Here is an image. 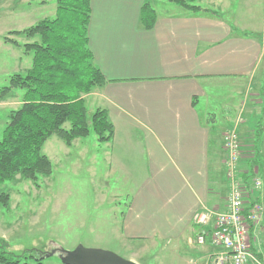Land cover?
Segmentation results:
<instances>
[{"label": "crops", "instance_id": "0c3cea01", "mask_svg": "<svg viewBox=\"0 0 264 264\" xmlns=\"http://www.w3.org/2000/svg\"><path fill=\"white\" fill-rule=\"evenodd\" d=\"M145 1L155 11L149 29L139 21ZM258 1L196 0L201 10L191 11L168 0H90L89 48L107 81L85 95V105L89 113L106 109L114 134L109 142L83 137L64 143V155L74 153L79 164L89 153L90 171L104 172L111 202L124 201L123 209L114 208L115 245L131 251L162 243L186 264H211L220 250L209 241L194 245L193 215L203 207L224 209L229 189L223 135L237 125L242 109L247 118L264 114V0ZM256 4L262 6L259 16L251 11ZM226 85L236 86L239 99L221 103L225 118L216 126L209 102ZM263 128L264 115L259 162ZM259 162L263 188L257 200L264 205ZM240 166L247 168L246 162ZM262 225L264 214L252 232L264 234ZM187 248L191 256L185 259L180 252ZM256 251L264 258L261 247ZM253 262L251 254L247 264Z\"/></svg>", "mask_w": 264, "mask_h": 264}, {"label": "rangeland", "instance_id": "374dc122", "mask_svg": "<svg viewBox=\"0 0 264 264\" xmlns=\"http://www.w3.org/2000/svg\"><path fill=\"white\" fill-rule=\"evenodd\" d=\"M258 2L260 4L262 1ZM258 6L256 4L251 7V11L256 12L257 16L262 12V6ZM54 9L55 0H0V87L8 84L11 74L16 72L23 74L30 67L32 60L31 52H25L20 46L3 42V36L9 30L22 29L40 18L53 16ZM14 37L20 43L24 42L22 37ZM262 38L264 41V35ZM263 70L264 58L259 65V74ZM235 87L226 85V88L219 92L218 100L210 98L211 118H216V126L222 124V118H225L220 108L221 103L226 100L227 103L234 104L239 99L238 90H233ZM22 94L23 90L13 89L6 98L0 99V134L9 120V111L19 107ZM257 110L259 112V106ZM243 111L244 109L235 125L241 143L239 174L245 171L241 169L240 164L248 163L255 157L254 126L264 115L261 113L257 117L258 113H254L247 118ZM262 132L260 138L264 143V128ZM86 137L89 142V139L95 135L90 130ZM64 150L63 140L55 134L51 135L42 146V152L52 163L51 174L39 175L35 183L16 176L14 180L0 186V192H6L10 196L8 207L0 206V239L7 243V251L21 254L24 251L33 252L34 250L38 255L43 256V264H64L60 251L52 255H47L46 252L57 248L70 251L82 245L86 248L109 250L126 259L131 256L139 264H186L184 260L174 259L173 253L166 250L167 246L162 243H159L157 248L146 244L145 247H141L143 250L133 248L131 251H128L127 247L124 249L122 246L115 245L111 230L114 214L119 215V213L114 208L123 209L124 201H121V205L111 202V191L107 183L102 181L104 172L90 171L89 153L86 157H81L79 164H74L72 158L74 159L76 155L73 153L71 158L67 157L64 155ZM263 153L264 146L260 162L258 161L262 175ZM97 160L98 168L104 169L106 163L103 157L98 156ZM259 175L256 173V176L262 179ZM260 204L262 205L261 202ZM262 214H264V205H262ZM251 241L250 248L254 251L251 254L264 264V258L256 251V248L261 247L264 252V234L252 233ZM135 243L129 242L127 246ZM254 246L256 248H253ZM180 254L186 259L191 256V251L189 248L182 249Z\"/></svg>", "mask_w": 264, "mask_h": 264}, {"label": "trees", "instance_id": "16d2710c", "mask_svg": "<svg viewBox=\"0 0 264 264\" xmlns=\"http://www.w3.org/2000/svg\"><path fill=\"white\" fill-rule=\"evenodd\" d=\"M168 1L191 11L201 10L196 0ZM89 18L90 0H55L53 16L9 30L3 36V42L31 52L32 60L23 74H11L8 84L0 87V99L13 89L23 90L19 107L9 111V120L0 134V186L16 176L35 183L39 175H50L52 163L42 146L53 134L66 145L88 136L90 130L98 142L113 138L114 126L107 110L95 108L89 113L83 97L107 81L89 48ZM139 21L147 29L154 24L155 11L148 1L140 7ZM14 36L22 37L24 42ZM260 121L254 126L255 157L246 162L247 168L240 175L243 183L255 174L258 164ZM9 199L8 193L0 192V206L8 207ZM6 246L0 239V264H43V256L34 250L14 254Z\"/></svg>", "mask_w": 264, "mask_h": 264}, {"label": "built area", "instance_id": "2783aa9c", "mask_svg": "<svg viewBox=\"0 0 264 264\" xmlns=\"http://www.w3.org/2000/svg\"><path fill=\"white\" fill-rule=\"evenodd\" d=\"M223 146L229 189L226 205L223 210L203 207L193 215L197 230L192 242L195 245H204L209 241L219 247L220 250L214 255L211 264H247L251 257V231L262 214V206L256 200L251 206L246 204L247 196L249 193L258 192L262 182L258 177H253L246 187L239 177L241 143L236 126L223 135ZM254 263L263 262L254 259Z\"/></svg>", "mask_w": 264, "mask_h": 264}, {"label": "water", "instance_id": "95a60500", "mask_svg": "<svg viewBox=\"0 0 264 264\" xmlns=\"http://www.w3.org/2000/svg\"><path fill=\"white\" fill-rule=\"evenodd\" d=\"M58 251L62 254L61 259L64 264H139L112 251L86 248L82 245H78L70 251L57 248L46 253L47 255H52Z\"/></svg>", "mask_w": 264, "mask_h": 264}]
</instances>
